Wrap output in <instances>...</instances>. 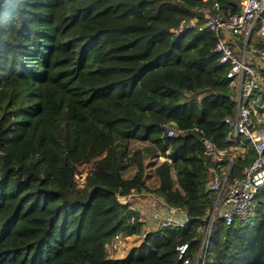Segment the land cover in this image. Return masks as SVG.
<instances>
[{"label": "trees", "instance_id": "1", "mask_svg": "<svg viewBox=\"0 0 264 264\" xmlns=\"http://www.w3.org/2000/svg\"><path fill=\"white\" fill-rule=\"evenodd\" d=\"M239 10V0H0V264H264V187L253 216L214 219L198 256L217 196L205 141L230 147L229 181L255 154L228 137L230 64L200 28ZM263 23L264 10L259 45ZM96 139L107 158L79 186L77 160ZM136 191L188 221L146 231L118 199ZM120 231L144 240L110 257Z\"/></svg>", "mask_w": 264, "mask_h": 264}, {"label": "built area", "instance_id": "2", "mask_svg": "<svg viewBox=\"0 0 264 264\" xmlns=\"http://www.w3.org/2000/svg\"><path fill=\"white\" fill-rule=\"evenodd\" d=\"M239 5V12L228 18L217 13L208 14L200 28L207 27L217 35L215 50L220 53V61L230 64L226 75L231 78L234 87L230 98L235 103V109L232 115L223 117L230 127L228 137L235 139L243 135L255 154L243 167L242 175L229 181L232 158L226 160V153L230 147L220 148L211 141H205V152L215 161L210 170L208 187L216 190L217 196L212 209L207 211L206 222L198 227L202 234L198 256L207 244L214 219L221 217L225 224H229L234 217L249 218L257 210L256 192L264 187V45L251 41L255 21L264 10V0H239ZM258 33L259 37H264V23ZM236 41H241V45H237ZM166 133L175 134L174 127L167 125ZM75 180L82 186L85 175L76 171ZM141 194L144 196L141 197ZM118 199L121 202L132 200L129 207L134 212L129 220L140 221L145 230L157 226H184L188 221L184 210L169 205L152 193L136 191L129 196L119 195ZM127 236L122 231L115 233L108 243V251L117 250ZM187 246V242L177 246L178 257L183 258L184 263L189 261L188 257H184Z\"/></svg>", "mask_w": 264, "mask_h": 264}, {"label": "rangeland", "instance_id": "3", "mask_svg": "<svg viewBox=\"0 0 264 264\" xmlns=\"http://www.w3.org/2000/svg\"><path fill=\"white\" fill-rule=\"evenodd\" d=\"M260 38L262 39V42L264 43V37H260ZM251 41L254 42V40H251ZM236 44L241 45V41H236ZM106 158H107V154H106L105 149L102 147L100 141L96 139L89 145V147L85 151H83L79 155V158L76 164L77 171L78 173L86 175L87 172L95 170L97 164ZM143 240H144L143 234L128 235L126 238L122 239V243L117 250L112 251V252L108 251V254L110 255V257H114V258L122 257L132 247L139 246L143 242Z\"/></svg>", "mask_w": 264, "mask_h": 264}, {"label": "water", "instance_id": "4", "mask_svg": "<svg viewBox=\"0 0 264 264\" xmlns=\"http://www.w3.org/2000/svg\"><path fill=\"white\" fill-rule=\"evenodd\" d=\"M7 170L8 169H4L3 171H1V173H0V179H3L5 177V175L7 173Z\"/></svg>", "mask_w": 264, "mask_h": 264}, {"label": "crops", "instance_id": "5", "mask_svg": "<svg viewBox=\"0 0 264 264\" xmlns=\"http://www.w3.org/2000/svg\"><path fill=\"white\" fill-rule=\"evenodd\" d=\"M143 197V196H142ZM138 198H141V197H134V199H138Z\"/></svg>", "mask_w": 264, "mask_h": 264}]
</instances>
